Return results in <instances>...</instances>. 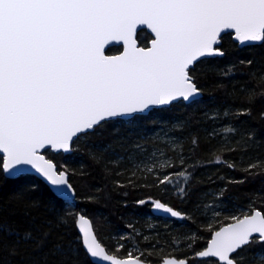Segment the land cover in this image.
Returning <instances> with one entry per match:
<instances>
[{"label":"snow or ice","instance_id":"snow-or-ice-1","mask_svg":"<svg viewBox=\"0 0 264 264\" xmlns=\"http://www.w3.org/2000/svg\"><path fill=\"white\" fill-rule=\"evenodd\" d=\"M138 26L150 29V47L137 46ZM224 34L240 47L264 44V0H0V173L10 180H27L30 174L38 176L64 205L53 220L45 222L44 230H37L38 234L32 230L21 232L0 218V253L7 252V256L0 255V264H14L16 257L27 259L30 264H48L49 254L58 257L55 264H79V249L73 240L65 242L63 236L40 259L22 255V249L28 247L39 252L52 231L61 228L65 235H70L73 228L77 230L75 241L92 260L151 264L143 252L134 255L129 250L126 256H118L116 252L124 247L118 242L116 252L102 246L92 219L75 208L76 193L68 179V166L57 168L52 159L45 158V152L71 154L79 151L84 142L89 157L98 162V153L108 146L91 145L94 136L107 133L120 137L127 125L134 124L136 118L146 119L155 107L178 101L199 103L203 95L198 86L200 75L215 73L230 78L237 74L236 64L218 68L209 63L212 58L226 55L222 47ZM112 41L123 42L119 55L105 54V45ZM252 63L239 61L245 66ZM249 75L264 83V74ZM241 91L247 103L255 102V88L242 87ZM248 114V109L233 112L225 108L207 113L206 119L215 122L221 116L239 118ZM113 121H119L120 126L109 128ZM219 131L227 139V134H235L238 129L228 124ZM217 134L213 129L209 136ZM198 147V137L193 135L189 151L194 154ZM247 147L245 142L229 151H247ZM214 162L233 170L238 167L220 155ZM197 166L199 161L185 166L183 156L177 172H167V168L177 167L174 163H162L159 167L165 174L158 176L156 182L164 186V191H172L184 200L190 194L193 179L188 169ZM240 170L249 175L264 174V160L257 158ZM117 186L125 185L117 182ZM22 188L39 191L35 183ZM225 191L226 188L218 189L214 198L218 196L223 202ZM17 196L22 197L23 191ZM95 200L88 197L89 202ZM136 203L149 204L152 211L170 218L190 219L189 214L160 199L149 197ZM29 205L36 211L41 202L33 199ZM196 207L200 211L209 205ZM249 208L250 212L226 217L234 223L218 229L209 227L211 238L202 250L195 251L194 258L203 264H244L246 256L242 250L257 245L264 249V212L252 203ZM213 214L219 215L215 211ZM190 240L194 244L197 236L192 234ZM252 256L255 264H264V251L258 249ZM162 264H177V260L164 258ZM178 264L187 262L178 259Z\"/></svg>","mask_w":264,"mask_h":264},{"label":"trees","instance_id":"trees-1","mask_svg":"<svg viewBox=\"0 0 264 264\" xmlns=\"http://www.w3.org/2000/svg\"><path fill=\"white\" fill-rule=\"evenodd\" d=\"M137 38L143 47H147L152 39L145 30L139 32ZM222 47L226 55L212 58L209 63L216 64L218 68L236 64L237 74L230 78L215 73L200 75L198 86L203 89V96L199 103L186 104L180 101L169 108L155 109L146 119L136 118L134 124L127 125L120 137L109 136L107 133L103 137L94 136L89 142L91 145L98 148L108 146L105 151L98 153V162L89 157L84 142L80 143L79 151L71 154L45 152L46 157L52 159L58 168L68 166L69 180L76 190L75 208L83 210L92 219L96 234L103 245L116 252L115 235L126 233L129 244L116 252L118 256H126L128 247L135 245L144 250V255L151 263L158 264L164 258L155 251L159 246H165L166 257L186 258L189 264H203L194 258V253L202 250L206 241L211 238L209 227L218 229L230 223L231 221L226 219L228 211L237 212L242 208H249L250 203L255 209L264 212V174L249 175L240 170L257 158L264 160V94H260L264 93V83L250 79L249 75L253 72L257 76L264 74V44L240 48L225 34ZM121 50L122 47H110L107 53L114 55ZM241 59L252 60L253 63L250 66L241 65ZM199 68L198 62L197 70ZM220 83L224 85L223 88L216 87ZM242 87L256 89L258 95L254 103L246 102ZM225 108H230L233 112L237 109H248L250 114L239 118L234 115L229 118L221 116L215 122L206 119L207 113L222 112ZM228 124L235 125L238 131L235 134H227L226 139V134L219 130ZM112 125L120 126L119 121H113L109 128ZM165 125L169 126L168 130L172 133V143L156 136L157 129ZM213 129H216L218 134L209 136ZM193 135L199 140V147L194 154L189 151ZM250 135L252 139H249ZM245 142L248 145L247 151H229L241 147ZM156 152L160 153L161 158L158 164L168 162L177 165L167 168V172L180 170L181 156L184 157L185 166L199 161V166L195 169H188L192 172L193 179L190 183V194L184 200L179 199L172 191H164V186L157 184L156 178L165 174L164 169L159 167L158 175L142 169L144 163ZM217 155L236 163L237 169L214 163ZM81 172L84 174L81 175ZM230 179L245 182L228 183ZM117 182L125 186L118 187ZM31 183L39 185V191L22 188L24 184ZM224 188L226 191L221 202V199L218 196L214 198L213 194ZM20 191H23L22 197L17 196ZM88 197H95V202H89ZM149 197L160 199L189 214L190 219L182 222L168 220L167 227L158 228L162 218L154 215L151 205L138 206L136 203ZM33 199H39L41 202V207L36 211L31 210L29 205V201ZM198 204H208L209 207L198 211ZM63 207L64 205L49 191V187L36 176L30 174L27 180H10L0 173V209L3 210L0 212V218L13 224L19 231L32 230L38 234L37 230H44L47 227L45 222L53 220L56 211ZM214 211L219 215H214ZM26 212H30V215H26ZM211 219L213 225H208ZM152 225L154 227H151ZM188 231L195 232L196 242L187 249H173L189 241L186 236ZM78 235L75 228L71 230L70 235H65L62 228L54 229L43 249L34 252L30 247L23 248L22 255L40 259L44 254L50 253V249L60 242L58 238L63 236L65 242L73 240L79 249V264H94L79 242L75 241ZM258 249L264 251L258 245L246 251L242 250V254L246 256L244 264H255L252 254ZM0 255L7 256V252ZM57 259L58 257L49 254L48 264H55ZM14 264H30V261L16 257Z\"/></svg>","mask_w":264,"mask_h":264},{"label":"rangeland","instance_id":"rangeland-1","mask_svg":"<svg viewBox=\"0 0 264 264\" xmlns=\"http://www.w3.org/2000/svg\"><path fill=\"white\" fill-rule=\"evenodd\" d=\"M168 127L169 126H167V125H165V126H162L161 128H159V129H157V137L158 138H160V139H164V141H166V142H173V139H172V133L170 132V130H168ZM160 159V160H159ZM215 161V160H214ZM161 162V158H160V153L158 154L157 152L155 153V155H151L150 156V160L149 161H147L146 163H144V166H143V168L142 169H145L146 171H148V172H153V173H155V175H158V168H159V165L160 164H158V163H160ZM215 163V162H214ZM217 164V163H216ZM149 169H153L152 171H149ZM242 211H251V209H249V208H242L240 211H237V212H234V211H231V212H229L228 211V213H227V217H229V216H231V215H237V216H239L240 214H241V212ZM168 220H170V219H162V221H161V223H160V225L158 226V228H162V227H167L169 224H168ZM149 221H151V223H153L152 222V220L150 219ZM167 221V222H166ZM184 221V220H183ZM182 222V221H181ZM212 222H213V219H211L209 222H208V225L210 224H212ZM215 222H216V219H215ZM231 222H233V221H231ZM213 225V224H212ZM151 227H154V225H152ZM172 228V227H171ZM140 231V230H139ZM192 234H195V232H193V231H188V233L186 234V236L189 238V241H187L186 243H182L178 248H173V249H176V250H179L180 248H185V249H187V248H190L191 247V245H192V242H191V240H190V236L192 235ZM196 235V234H195ZM115 239H116V241H115V245H116V248H117V246H118V243L119 244H121V245H124V246H127L128 244H129V241L127 240V235H126V233L124 234V233H121V234H117V235H115V237H114ZM118 242V243H117ZM165 246H159V248H157V250L155 251L156 253H160V256H162V258H165L166 256H167V254H165L164 252L166 251L165 250ZM139 250V252H137L136 250ZM152 248H150V250H151ZM129 250H133V252H134V255H138L140 252H143L144 253V250L142 249V248H139L138 246H135V245H130L129 247H128V250L127 251H129ZM152 251L154 252V250L152 249ZM158 251V252H157Z\"/></svg>","mask_w":264,"mask_h":264},{"label":"water","instance_id":"water-1","mask_svg":"<svg viewBox=\"0 0 264 264\" xmlns=\"http://www.w3.org/2000/svg\"><path fill=\"white\" fill-rule=\"evenodd\" d=\"M142 30H145V31H147L149 34H150V36L153 38V35H152V33H151V31H150V29H148L146 26H138L137 27V37H138V33L139 32H141ZM225 35V34H224ZM136 37V39H137V46L138 47H143V46H140V44H139V41H138V38ZM255 45H260V44H255ZM151 46V44H150V42H149V45L147 46V47H150ZM247 46H253V45H247ZM110 47H122V50H121V52L123 51V49H124V45H123V42L121 41V42H119V43H117L116 41H112V42H110L109 44H107V45H105V54L106 55H109L108 53H107V51H108V49L110 48ZM240 47V46H239ZM244 47H246V46H244ZM240 48H243V47H240ZM120 52V53H121ZM120 53H118V54H114V55H119ZM203 96V95H202ZM202 97H200L199 99H201ZM178 102H180V101H178ZM182 102H184V101H182ZM175 103H177V102H175ZM184 103H186V102H184ZM174 104V103H173ZM186 104H190V103H186ZM172 105V104H171ZM171 105H168V106H165V107H155V108H153L151 111H153V110H155V109H161V108H169ZM52 152H55V153H63V152H56V151H52ZM63 154H65V153H63ZM0 155H3L2 153H0ZM67 155V154H66ZM45 158L46 159H48L47 157H46V155H45ZM55 163V162H54ZM56 164V163H55ZM57 166V165H56ZM58 168V167H57ZM35 176V175H34ZM37 178H39L38 176H36ZM40 180H41V178H39ZM68 179H69V176H68ZM70 181V180H69ZM73 186V185H72ZM74 188V187H73ZM75 189V188H74ZM75 193H76V190H75ZM76 200V199H75ZM175 209V208H174ZM176 210H178V209H176ZM257 210H259V209H257ZM261 211V210H260ZM153 213H154V215L156 216V217H159V218H162V219H170V220H176V221H183V220H180V219H177V218H170V217H168L167 215H165V214H163V213H161V212H158V211H153ZM235 221H233V222H230V223H234ZM93 223V222H92ZM226 225V224H225ZM93 228H94V225H93ZM95 234H96V232H95ZM96 236H97V234H96ZM97 239L100 241V239L98 238V236H97ZM101 242V241H100ZM102 243V242H101ZM102 246H104L103 245V243H102ZM105 247V246H104ZM106 248V247H105ZM107 249V248H106ZM165 258H175L176 260H177V264H178V259H185L186 260V262H187V264H189V261H188V259H186V258H177V257H174V256H169V257H165ZM91 261L94 263V264H107V262H103V261H100V260H92L91 259ZM163 261V260H162ZM162 261L160 262V263H158V264H162ZM151 264H153V263H151Z\"/></svg>","mask_w":264,"mask_h":264},{"label":"bare ground","instance_id":"bare-ground-1","mask_svg":"<svg viewBox=\"0 0 264 264\" xmlns=\"http://www.w3.org/2000/svg\"><path fill=\"white\" fill-rule=\"evenodd\" d=\"M227 101H228V99H227ZM222 122V121H221ZM204 233V232H203Z\"/></svg>","mask_w":264,"mask_h":264}]
</instances>
